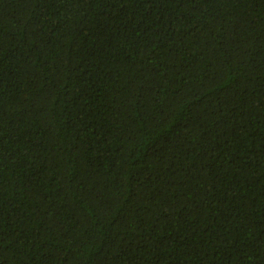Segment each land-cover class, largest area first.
<instances>
[{
  "label": "trees",
  "instance_id": "obj_1",
  "mask_svg": "<svg viewBox=\"0 0 264 264\" xmlns=\"http://www.w3.org/2000/svg\"><path fill=\"white\" fill-rule=\"evenodd\" d=\"M0 264H264V0H0Z\"/></svg>",
  "mask_w": 264,
  "mask_h": 264
}]
</instances>
